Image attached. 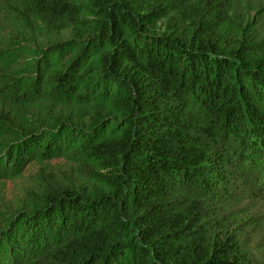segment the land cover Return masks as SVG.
Here are the masks:
<instances>
[{
	"label": "trees",
	"instance_id": "trees-1",
	"mask_svg": "<svg viewBox=\"0 0 264 264\" xmlns=\"http://www.w3.org/2000/svg\"><path fill=\"white\" fill-rule=\"evenodd\" d=\"M9 1L87 24L37 49L15 99L74 103L90 123L10 145L0 178L72 152L108 190L47 182L0 234V264H264V0L250 39L246 0Z\"/></svg>",
	"mask_w": 264,
	"mask_h": 264
},
{
	"label": "rangeland",
	"instance_id": "rangeland-1",
	"mask_svg": "<svg viewBox=\"0 0 264 264\" xmlns=\"http://www.w3.org/2000/svg\"><path fill=\"white\" fill-rule=\"evenodd\" d=\"M255 3L257 0H246L240 9L244 13L239 12L237 17L241 22L236 24L248 39L256 35L258 18L263 15ZM21 6L14 1L0 5V156L31 133L64 130L68 124L84 128L90 123L88 114L74 103L15 99L16 88L23 92L33 76L39 47L69 38L84 39L88 33L87 24L71 25L66 30L49 26L40 14ZM100 170L98 163L85 161L72 152L26 161L18 175L0 178V234L11 228L18 216L42 206L41 190L49 181L73 186L89 196L107 191Z\"/></svg>",
	"mask_w": 264,
	"mask_h": 264
}]
</instances>
